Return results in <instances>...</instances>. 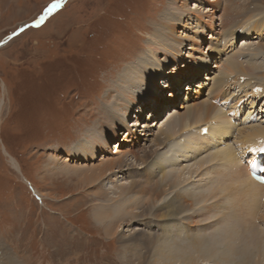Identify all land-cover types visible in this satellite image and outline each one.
<instances>
[{"label":"rangeland","instance_id":"rangeland-1","mask_svg":"<svg viewBox=\"0 0 264 264\" xmlns=\"http://www.w3.org/2000/svg\"><path fill=\"white\" fill-rule=\"evenodd\" d=\"M167 1L0 0V42L22 25L37 22L41 20V16L44 17L40 25L24 29L5 45L0 46V243L18 264H149L138 257L145 252V246L137 252V257L129 256V252L124 249L126 244L135 247L133 243H144L145 226L136 227L143 232L137 229L132 233L136 222L133 223V217L129 216L127 221L120 220L124 224H116L113 235L105 236L102 226L96 224L91 216L98 210V203L101 202L118 204V208H121L123 201H117L109 187L133 182L132 173L119 171L122 175L117 174L118 179L113 184L106 180L107 195L95 196L92 192L95 186L81 182L77 175L81 176L88 167H93L102 160L89 158L78 167L77 159L69 156L68 151L73 153L78 141L88 139L85 135L92 129V125L96 126L94 123L98 113L102 112L101 108L113 103L111 101L115 98V84H120L122 74L129 73L126 67L136 68L142 65V70H146V65L154 61V66L158 68L156 60L152 59V54L148 52L147 45L151 40L157 43L152 26L157 24L164 14ZM183 1L185 0H177V6ZM194 1L185 2L190 10L199 4L208 12L196 11L194 15L203 20L202 24H195L197 30H193L194 32L179 27L178 30L183 33L179 35L186 34L191 43L194 40L203 43L194 52L186 50L184 60L180 59L179 62L173 55L171 59L174 61H164V53L158 55V59L165 62L162 79L157 82L165 96L163 102L160 97L158 99L162 112L160 116L154 117L152 109H148L140 121L142 125L146 120L154 135L162 126L161 129L166 128L163 124L174 112L183 114L186 109L198 105V102H208L209 90L214 82L216 83L220 76L227 79V74L225 77L222 75L228 66L224 61H230V56L233 55H237L239 59L236 57L229 66L233 67V73L229 77L240 76L238 78H242V81L233 80L229 87L224 89L231 98L228 103L213 105L215 108H222L221 112L227 119H231L227 112L231 110L230 105L234 101L240 98L242 103L239 104L247 109L244 100H251L254 103L255 115L257 114L255 120H259V116L264 120V99L258 100L246 95L249 83L264 85V0H200V3ZM52 4H58V7L45 14ZM243 29L257 32L258 36L236 39L231 45L232 32ZM195 34L201 39H195ZM212 34L214 37L209 39ZM164 39L165 35H162L160 41ZM184 42L186 49L190 47V43ZM170 46L175 48V41ZM210 46L215 47V51L218 50L221 55L214 53L212 57L207 58L205 53ZM201 57L207 60L210 66L200 79L204 81V91L201 94L203 97L197 96V88L202 84L195 83L199 77H191L193 81L191 79L189 82H194L193 87L189 86L187 81L181 82L187 79L188 69H185V66L194 67V63H198ZM260 67H263L262 71L259 70ZM256 70L258 74L253 75ZM172 76L178 78L181 87L174 89L170 86ZM164 88L166 90H163ZM188 88H191L192 101L187 107L188 103L182 102ZM143 89L140 88L141 92ZM157 93L160 94L159 91ZM170 93L177 95L175 106L169 105ZM242 113L245 114V110L242 109ZM126 116L120 113V117L125 118L126 123L131 125L136 116V109L128 111ZM230 122L233 124L234 118ZM198 128L200 129H194L196 133ZM120 133V138H125L124 129ZM196 133L180 130L170 139L171 145L178 142L184 149V142H193L198 137L195 136ZM189 134L195 137L194 140H189ZM103 137L102 133L97 138L101 140ZM235 139V136H231L229 142L222 145L223 148H235ZM108 146L106 157H116L111 153L115 151L116 141L111 140ZM207 147L208 145L207 152L206 149L204 151L203 148H196L197 151L190 153L188 160L181 159V155L175 156L180 162V167L201 162L203 157L209 155L210 148ZM63 158H70L72 161L65 163L66 166L59 165L60 167L53 163V160L61 162ZM10 159L15 160L19 170L14 168ZM151 160L155 164L156 159ZM214 166H217V170L220 167L217 163ZM72 167L82 169L75 171ZM154 168L145 167L144 171ZM163 174L166 177L169 171ZM219 174L222 172L217 176L218 181L222 182L221 186L230 182L233 184L232 180L228 181L230 173H223V177ZM212 176L215 177V174L207 173L204 178L207 177L209 182L213 181ZM155 179L158 178L155 177L154 181L149 183L155 184ZM196 180L194 184L190 182L191 185H183L190 189L187 190V195H179L178 190H173L172 193L168 191L163 201L167 202L174 194L187 200L185 196L189 193L192 195L191 191L197 188ZM143 181L147 185L148 180L144 178ZM218 184L213 182L211 186L205 187L204 194L227 197L219 193ZM229 189L228 186L226 190ZM33 190L39 191L40 194L36 195ZM137 192L139 191L130 196L137 195ZM218 203L221 209L229 204L230 210L235 212L240 207L232 198L220 199ZM196 210L201 213L198 208ZM189 212L191 211H184L185 214L182 215L195 216V213ZM222 215L217 221L222 218L230 220L227 215ZM195 219L197 218L193 221ZM119 235H126L128 239L133 235L136 242H123L127 238H120ZM240 236H243V233ZM240 240L259 243L245 233ZM257 253L264 254V251ZM239 257L240 254H237L234 262H237L236 258ZM259 263L260 259L255 264Z\"/></svg>","mask_w":264,"mask_h":264},{"label":"bare ground","instance_id":"bare-ground-1","mask_svg":"<svg viewBox=\"0 0 264 264\" xmlns=\"http://www.w3.org/2000/svg\"><path fill=\"white\" fill-rule=\"evenodd\" d=\"M196 1H199V3L202 2L200 0ZM178 2L177 0H168L164 14L159 18L158 23L152 26L153 36L157 37V43L151 40L147 47L148 52L152 54V59L154 58L156 60L158 68L154 66V61H152L153 63L150 65H146V70H142V65L136 68H131V66L126 67L129 73L121 75L120 84H115V90L112 87L115 92V98L111 101V103H113L101 108L102 112L98 113L96 122L94 123L96 126L92 125V129L85 135L88 139H84L80 142L78 141L73 153L69 150L68 155L77 159L76 162L79 163L78 167L89 158L93 160H102L93 167H88L87 169L83 168L86 169L85 172L83 171L81 176L77 175L78 180L81 178V182L92 184V187L95 186L92 192H94L95 196L98 195V197H100L101 194L107 195L108 193L105 186L106 180L110 182V184H113L118 179L116 175H122L119 171H129V173H132L133 182L127 185L117 184L114 188L112 186L109 187V191H111L115 199L117 201H123L121 208H118V204H104L101 202L98 203V210L91 215L93 221L102 226L105 236L113 235L116 230V224H124L120 222V220L124 219V221H127L129 216L133 217L131 219L133 223L136 222L133 226V231H131L132 233L137 229L141 232L142 230L140 231V228L136 227L145 226L146 234L144 243H131L135 247H129L128 244L125 245L124 249L127 250L126 252H129V256L137 257V252H139L141 247L145 246V252L138 257L144 259L149 264H255L259 259V264H264V254L257 253L261 250L264 251V229H262V226L264 227V185L259 184L256 179H251L248 173V166H250L255 159L260 158L264 160L263 153L249 151L250 149L259 150L264 145V120L260 121V118L259 120H255L254 117H257V114L255 115L254 103H252L251 100H244L247 109L244 106L241 107V104H239L242 103L240 98L234 101V103L230 105L231 110L227 112V114L230 113L231 116H233L232 118L230 117L231 119H227L225 114L221 112L222 108H215L212 104L213 101L218 105L228 103L231 98L229 97L230 95L227 96L224 89L227 86L229 87V84H231L233 80L240 79L242 81V78H238L240 76H235L236 74L234 75L235 77H229L231 73H233V67L229 66L236 60V57L239 59L238 56H230L232 57L229 59L230 61H228V59L224 61L228 66L224 69L222 75L225 77L227 74V79H222L220 76L217 82H214L209 90L210 99L208 102L204 100L201 103L198 102V105H191L192 107L186 109L184 113L182 112L183 114L174 112L173 116H169L165 120L163 125L166 128L161 129L162 126L155 135L151 131L152 128L148 127L146 120L142 125L140 124L146 110L149 109L150 111L152 109L154 117L160 116V112H162L160 110L161 102L159 103L158 99L160 97L163 102L165 96L162 94V88L158 87L157 82L162 79V72H164L165 68L164 61H174V59H171L172 55L177 57V62H179L180 59L184 60L186 50L189 49L194 52L203 43V41L198 42L195 40L191 43L190 37L186 34L179 35L181 31L178 29L182 27L184 30L186 29L188 31L195 30V24H202L203 20L195 17L194 13L198 11L207 13L208 11L205 10V7L201 8L199 4L194 5V8L190 10L185 3L186 0L181 2L180 6H177ZM207 27L209 26L207 25ZM212 29L209 31L210 34ZM163 32H165V34ZM162 35H165V39L160 41ZM196 35L197 34H195V39H201L200 36ZM212 36L213 34L209 39H212ZM254 36L257 37L258 33L252 30L243 29L237 32L234 31L230 37V41L233 40L231 45L236 39H249L254 38ZM174 41L176 45L175 48L170 46ZM184 41L190 43V47L187 49ZM184 47L185 52L183 53ZM214 48L210 46L209 49L208 47L209 50L205 53L207 54V58L212 57L214 53L221 55V53H219L218 50L215 51ZM162 53L165 55L164 61L158 59V55ZM191 63H194V61H191ZM209 67V62L203 60L202 57L198 63H194V67L186 65L185 69H188L186 75L187 79L181 82L187 81L189 86H195L194 82H189L192 79L191 77H199L195 83L202 82L200 79L204 77V72L206 69H209ZM263 67H260L259 70L262 71ZM156 73L158 74L156 75ZM254 74L257 75L258 71H253V75ZM208 77L206 76V78ZM170 78L171 80L169 83L172 88L176 89L181 87L178 78L173 76ZM203 83L204 81L202 84L200 83V86L197 88L199 89L197 96L203 97L201 96L204 91V86H202ZM142 87L144 89L141 92L140 88ZM248 87L249 90L246 91V95L255 97L258 100L260 98L261 100L264 99V85L261 83H249ZM190 89L191 88H188V93L185 95V100L182 102L183 104L188 103L187 107L192 101V98H190L192 97ZM163 90H166V88ZM157 91H159L160 94H158ZM177 101V95L175 93H170L169 105L175 106ZM135 109L136 116L134 121L131 125L127 124L125 121V118H127L126 114H128V111H134ZM242 109L245 110L246 115L242 113ZM116 110H118V112H116ZM120 113H124L126 117H120ZM233 118L235 122L232 124L230 121H232ZM158 124L159 123H157V125ZM197 127H200V129L198 128L196 133L194 129ZM122 129H124L125 138H120L122 136L120 133ZM180 130H188L189 132L196 133L195 136H198L195 139L196 141L192 134H189L188 137L190 141L191 139L194 140L190 142L192 146L189 142H184L186 146L184 149L181 147L182 145L177 144L178 142L175 145H171L170 139ZM233 132H235V134H233ZM102 133L104 137L99 140L97 137L98 135H102ZM231 136L236 137L234 140L236 147L223 148L222 145L229 142ZM126 137H128L130 141H128V139L126 140ZM111 140L116 141L115 151L111 152L116 155V157L107 158L106 156L108 155L109 149L108 144ZM207 145V148H210L209 155L203 157L201 162L192 164L188 167H180V162L175 156L181 155L183 156L181 159L184 158V160H188V158H190L189 154L193 153L196 148H203L205 151ZM232 146H234V144ZM207 150L208 149H206V152ZM101 157L102 159H100ZM154 158L156 159L155 164L153 160H151ZM10 160L14 168L19 170L15 160ZM71 161L72 159L70 160V158H63L61 162L53 160V163L55 162V164L60 167L59 165L64 164L66 166L65 163H70ZM214 163L219 164L220 167L218 170L216 168L217 166L213 167V165H215ZM152 166L155 168L144 171L145 167L150 168ZM79 169L82 168L72 167V170L75 171ZM204 169L206 170L204 171ZM167 171H169V174L165 177L163 172ZM221 172L222 174L226 172L230 173L228 181L229 179L232 180L233 184L230 182L231 184L227 183L221 186L222 182L220 183L217 178L218 173ZM207 173L212 175L215 174V177L212 176V178L214 177V179H212L213 181L207 182V177L204 178ZM222 174L219 175L222 176ZM155 177L158 179H155V184L151 185L149 182L154 181ZM144 178L148 180L146 182L147 185H145V181H143ZM195 180L198 182L196 190L191 191L192 195H189L191 194L189 193L188 196H185L187 200L181 197L180 199L178 196L181 193L187 195V190L190 191L187 185H183H191L190 182L194 184ZM213 182H215L216 185L219 183L217 186L219 193H223L227 197H216L215 194H204V188L211 186ZM228 186L230 187L229 191L226 190ZM136 188H138V190H136ZM173 190H178L179 195L174 194L167 202H164L163 199H165V196L167 197L168 191L172 193ZM136 191H139L136 193L137 195L130 196ZM33 192L36 195L40 194L37 190H33ZM228 197L230 199L232 198L237 205H240L236 212L230 210L228 203L223 209L220 208L218 200L229 199ZM196 208H198L201 213L197 211ZM148 210L150 211L147 214ZM184 211H191L195 213V216H184L182 215ZM222 214L227 215L230 220L222 218V220L217 221L219 217L223 216ZM195 217L198 220L195 219V221H193ZM241 233H243V236H240ZM244 233L248 236L250 235L259 243L242 242L240 239L244 237ZM119 236L120 238L121 236L127 238L126 235ZM130 241L136 242V238H133L132 235L130 239L127 238L123 242ZM237 254H240V257L236 258L237 262H234ZM0 264H18L17 261L12 260L10 254L3 248L1 243Z\"/></svg>","mask_w":264,"mask_h":264},{"label":"water","instance_id":"water-1","mask_svg":"<svg viewBox=\"0 0 264 264\" xmlns=\"http://www.w3.org/2000/svg\"><path fill=\"white\" fill-rule=\"evenodd\" d=\"M42 23V20H39L37 22L34 23H28L25 25H22L16 32L12 33L11 35H9L8 37H6L3 41L0 42V46L5 45L10 39H12L13 37H15L16 35H18L20 32H22L24 29L28 28V27H36L38 25H40Z\"/></svg>","mask_w":264,"mask_h":264},{"label":"snow or ice","instance_id":"snow-or-ice-1","mask_svg":"<svg viewBox=\"0 0 264 264\" xmlns=\"http://www.w3.org/2000/svg\"><path fill=\"white\" fill-rule=\"evenodd\" d=\"M56 7H58V4H52V5L50 6L49 9H46L45 14H47L48 12H50L52 9H54V8H56ZM40 19L43 20L44 17L41 16ZM249 151H250V152L258 151L259 153H264V147H261L259 150H257V149H250ZM262 162H264V161H262Z\"/></svg>","mask_w":264,"mask_h":264}]
</instances>
